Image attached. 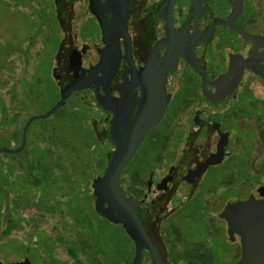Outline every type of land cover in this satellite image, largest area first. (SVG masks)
I'll return each mask as SVG.
<instances>
[{
    "label": "flooded vegetation",
    "instance_id": "1",
    "mask_svg": "<svg viewBox=\"0 0 264 264\" xmlns=\"http://www.w3.org/2000/svg\"><path fill=\"white\" fill-rule=\"evenodd\" d=\"M77 4L84 5L79 14ZM53 7L54 11L50 7L40 12L44 23L23 43L0 40V48L9 42L6 59L0 60L1 91L5 72L16 78L7 100L0 92V122L2 112L9 113L12 105L17 109L9 124H19L26 102L32 104L31 96L37 99L32 84L42 80L40 66L48 70L51 83L54 75L57 102L78 79L77 84L87 87L73 91L66 104L76 96L75 103L89 109V125L107 136L111 157L119 147L111 135L114 121L126 125L125 134L131 138L148 127L125 167L144 144L159 143L151 155L154 167L141 175L130 174L131 190L120 179L124 196L134 199L145 232L155 241L158 257L132 235L133 226L126 219L115 223L95 211L124 232L120 264H133L138 249V264H238L243 255L241 236L237 232L230 236L228 221L220 214L229 203L251 195L264 202V183L259 175L250 177L255 143L264 146V20L256 4L252 0H54ZM52 13L59 36L63 34L54 56L51 28L46 24ZM16 62L15 77L11 73ZM91 104L95 106L89 108ZM30 118L22 130L10 131L9 136L19 142L16 148L22 145ZM31 125L25 149L32 141ZM261 161L264 156L258 173L263 170ZM199 168V175L188 181L189 171ZM237 178L253 185L249 193L239 194ZM230 190L236 195L230 196ZM217 191L224 203L214 216L220 222L218 235L208 244L199 238L200 232L179 225L178 214L192 201L206 207L209 203L202 196ZM206 218V226L213 227L214 218ZM74 250L70 248L74 264H117L113 249L81 246L84 259ZM26 258L29 264H41L31 252L0 264H24Z\"/></svg>",
    "mask_w": 264,
    "mask_h": 264
},
{
    "label": "rangeland",
    "instance_id": "2",
    "mask_svg": "<svg viewBox=\"0 0 264 264\" xmlns=\"http://www.w3.org/2000/svg\"><path fill=\"white\" fill-rule=\"evenodd\" d=\"M258 7L261 20H264V0H252ZM54 0H0V40H8L9 42L23 43L25 39L30 35H35L34 28L39 23H44V14L42 12H48L50 7L54 11ZM78 14L84 10L83 4H77L75 6ZM52 11V12H53ZM40 13V14H39ZM51 15V14H48ZM47 26L51 28V40L53 56L56 52L59 37L63 36L60 33L59 28L56 24V19L52 13V19L47 20ZM79 23H74V31L78 32ZM38 30V28H36ZM44 30V29H43ZM9 42H5L0 48V60L4 61L7 55V47ZM38 43V42H37ZM40 46L39 44L37 45ZM19 63L16 62L15 70L11 74L17 76ZM42 77L41 82L34 80L32 89L36 94H39L37 99L31 96L32 104L26 102V105L21 109L19 117V124L10 126L9 122L12 121V113L15 114L17 108L9 107L10 112L3 111V119L0 122V149H16L19 142L13 140L9 135L10 131L21 128L25 123V119L32 118L35 116H42L49 112L56 104L59 99L58 90L55 85V78L53 75V81L50 82L48 70L46 72L43 66H40L38 71ZM4 88L0 92L4 95L7 100L10 97V89L14 84L15 79L8 73H4ZM75 98L70 99L61 109L56 111L52 116L45 119H38L31 125V143L27 146V150L21 155H10L1 153L0 154V172L5 177L12 173L11 178L17 182L18 190L26 185L24 177V168L28 167L29 159L33 156L34 144L37 146L38 152H42L45 147H49V143L45 138V130L49 140L51 135L56 131L58 135L63 137V141H66L70 146V150L75 148L81 150L83 143L93 142L91 136L92 130L89 125V119L91 113L89 109L83 104L75 103ZM33 99V100H32ZM31 103V102H30ZM94 104L88 106L89 108L94 107ZM72 117V118H71ZM30 118V119H31ZM24 122V123H23ZM158 141L149 142L143 145L139 156L133 159L131 165L129 164L124 168L121 177L122 183L125 188L131 190L133 183L130 181V174L138 172L139 175L145 171V169H151L155 165L154 157L151 155L158 148ZM106 147H111L110 142H106ZM160 146V145H159ZM259 146V148H257ZM87 152H84L86 155ZM94 155H100V153L93 152ZM147 155V156H145ZM254 158L252 160V169L250 170V177L258 176L260 181L264 183V162L261 161L262 171H259V162L264 156V146L261 143H255L254 147ZM99 158V156H98ZM100 159V158H99ZM133 163V164H132ZM93 164V163H91ZM87 168L83 167V171ZM94 169V170H93ZM13 170V171H12ZM84 177L79 175L71 178L70 176H62V172L59 169H55L51 175L52 183L50 188V199H45V206L38 207L31 203L25 207L17 208L15 216L18 218L21 215L25 220L22 224L18 225L8 235L4 234L6 228V216L8 211L15 207L12 198L13 193H9L7 199L0 201L1 216H0V261L11 262L22 258L25 255L24 248L29 246L31 253L35 255L38 262L41 264H61V262H67L68 264H74V260L70 248L74 252H78L77 256L80 259H84L79 247L84 248H100L102 240L106 241V237L110 238L112 232L105 234L98 233V226H103L112 230L113 232L119 231L118 227L112 226L111 223L103 220L101 217L93 214L95 211L94 200L92 202L93 208L86 207L84 212L88 218L86 225L94 226L91 234L87 236L86 229L82 228L76 221L73 213L68 211V205L66 201L72 196L69 191L72 187L81 190V194L84 198L89 195H93L92 181L98 175H101V169L96 167L92 168L91 171H85ZM238 184L237 190L239 194L249 193L253 187L247 182H242L241 179H236ZM132 183V184H131ZM135 185V183H134ZM24 190H28L25 188ZM33 202L38 201L37 197L41 196V193L33 189ZM31 191V192H32ZM221 191L215 192L212 196L205 195L202 198L208 201V205L204 207L199 203V200L192 201L187 204L179 212V219L177 223L183 225L189 230H195L196 234L199 233V238L205 240L208 244L211 242V238L217 236L216 233L219 229L220 222L214 216L217 211L221 209V205L224 203L220 198ZM230 196L236 195L232 190L229 192ZM58 202H61V206L56 211H49L52 207L56 206ZM94 210V211H93ZM206 216H212L214 219L213 227L206 226L208 219ZM93 220V221H92ZM207 230V231H204ZM209 230V231H208ZM202 231V232H201ZM90 236V237H89ZM39 237L43 238L42 243H38ZM123 242L125 236H121L118 239ZM101 242V243H100ZM220 246V244H219Z\"/></svg>",
    "mask_w": 264,
    "mask_h": 264
},
{
    "label": "water",
    "instance_id": "3",
    "mask_svg": "<svg viewBox=\"0 0 264 264\" xmlns=\"http://www.w3.org/2000/svg\"><path fill=\"white\" fill-rule=\"evenodd\" d=\"M72 86L67 94L62 95V99L46 114L42 116L32 117L23 131V142L16 149H0V154L17 155L21 153L26 146L27 131L30 125L38 119H45L52 116L56 111L61 109L67 98L73 91L81 90L85 86L77 84ZM72 85V84H71ZM148 128V127H147ZM147 128H142L136 137H127L125 134L126 125L115 124L113 122L111 135L115 142L119 145L118 149L113 153L108 161L104 174L95 177L92 181L93 196L95 198V211L103 214L109 221L115 223L126 219L133 226L132 235L141 239L146 247L151 251L154 258L158 256V249L152 237L147 235L141 223L139 215L136 211V204L132 197H125L121 185V174L125 166L134 156L138 149ZM209 163L205 164L201 171L207 168ZM198 170L189 171L186 179L192 181V177L199 175ZM263 190V189H261ZM263 194V192L261 193ZM107 205L108 207L106 208ZM220 218L226 219L229 225V234L232 236L235 232L239 233L242 239L243 255L238 264H264V202L258 200L255 195H251L245 201L232 202L227 205L225 210L220 214ZM141 250H137L135 262L138 264ZM24 264L30 261L26 258ZM20 264V263H11Z\"/></svg>",
    "mask_w": 264,
    "mask_h": 264
},
{
    "label": "trees",
    "instance_id": "4",
    "mask_svg": "<svg viewBox=\"0 0 264 264\" xmlns=\"http://www.w3.org/2000/svg\"><path fill=\"white\" fill-rule=\"evenodd\" d=\"M91 130L93 142L86 141L83 143V148L81 150H77L75 148L73 151L70 150V146L68 145V143L66 141H63V137L58 135L56 131H54V133L51 135V139L49 140V136H47L45 130V138L50 145L49 147H45L42 152H38L37 146L36 144H34L33 156L31 159H29L30 161L28 163V167L24 168V177L27 184L22 186L19 190L17 188V182L11 178V172L6 177L0 172V201L7 199L9 193H13L14 196L12 198V201L15 204V207H13L12 210L8 211L6 216V228L4 230L5 235L10 234L13 229L22 224L25 220L21 215H19L18 218L15 216V211L17 208L22 209L23 207L30 205L31 203L35 204L38 207H41L43 205L45 206V199H50L51 197L50 188L51 183L53 182L51 179V175L52 173H54L55 169L61 170L62 176H70L71 178L79 175L84 177L85 171H91L93 167L100 168L101 172L104 170L108 160L111 157V151L105 146L107 136L98 135V128ZM26 150L27 148L23 152H25ZM97 151L100 153V155H98L100 159L97 155H94L95 153H93ZM23 152L19 154L21 155ZM84 152H87L86 155H84ZM83 167H86L87 169L83 171ZM25 188H27L28 190H24ZM33 189L41 193V196L37 197V202H33ZM70 194H72L71 197ZM69 197V200L66 201L68 205V211L73 213L77 223L82 228L86 229L89 234H91L94 227L92 225H86L88 218L84 212V209L86 210V207H89L91 209L93 208L92 202L94 200V196L87 194V196L84 198V196L81 194V190L72 187L69 191ZM61 205V202H58L57 205L52 207V209H50L49 211H56L60 208ZM93 214H96L98 216L95 211ZM118 230L119 231L113 232L112 230L101 226V224L97 228L98 233L100 232L102 234H105L108 232H112V236L110 235L111 239L107 237L106 241L104 239H101L102 244L100 248L113 249L112 253L115 254L114 256L116 257V262L117 264H120L121 258L124 257V248L126 246V242L125 240L123 242H120L118 240L119 237L124 236V232L120 229ZM38 241V243L41 244L43 238L39 237ZM24 252L25 254L31 252L30 247H25Z\"/></svg>",
    "mask_w": 264,
    "mask_h": 264
}]
</instances>
